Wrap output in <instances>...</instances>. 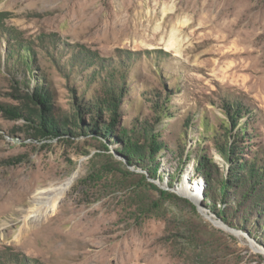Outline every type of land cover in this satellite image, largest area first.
I'll use <instances>...</instances> for the list:
<instances>
[{
  "label": "rangeland",
  "instance_id": "374dc122",
  "mask_svg": "<svg viewBox=\"0 0 264 264\" xmlns=\"http://www.w3.org/2000/svg\"><path fill=\"white\" fill-rule=\"evenodd\" d=\"M124 132L157 135L154 176L125 174ZM201 158L215 178L264 166V0H0V264H264V174L237 208Z\"/></svg>",
  "mask_w": 264,
  "mask_h": 264
},
{
  "label": "trees",
  "instance_id": "16d2710c",
  "mask_svg": "<svg viewBox=\"0 0 264 264\" xmlns=\"http://www.w3.org/2000/svg\"><path fill=\"white\" fill-rule=\"evenodd\" d=\"M37 94H38L39 100L45 105V112L41 113L42 114L41 118L43 121L42 124L45 126L44 128L46 130L47 129L51 130V132L56 131L57 132L56 134L58 135L63 134L62 131H60L62 130L61 126H58L59 119L54 118L53 116H52L53 119L52 118L48 119L50 118L48 115L49 112H51L54 108V106L50 107L51 101H50L49 94L48 93L44 94L40 92L39 86L37 87ZM112 96H114V98L109 99L106 102H108L109 109H111L112 111H116V107L118 106L116 105L117 103V100L115 99L116 94L113 92ZM114 114L115 112L110 113L111 121L107 124V127L110 129L116 126V121H115L116 119L113 118ZM230 124L232 127L233 123L231 120H230ZM56 129H58L59 132ZM119 137L120 138L118 140L121 143L122 147L117 149V152L119 154H123L125 161H122V163L121 161L119 160L118 161L124 167H126V169H124L125 174H127L128 176L135 175L136 173L130 170L129 166H136L141 169L148 170L149 174L154 176L158 168V165H156L155 163V160H156L155 157H156V153L160 150L159 143L157 142L158 141L157 135L152 134L151 137H149V139H146L144 141L145 143H142L141 141L135 139L132 136H128L126 132H124L123 134H120ZM106 148L108 149V146ZM228 152L229 154L227 155L225 151L223 150V155L225 156V158L229 157L235 152L232 146L229 147ZM112 156L114 157L113 154ZM240 166L247 170L244 174H241V172L239 171L241 169ZM234 168L238 169L237 171L238 177L235 180L231 176L228 177V175H223V177L221 176V177L215 178L213 177V172H214L213 165L208 164V159L203 160V158H201V161H200V169H203L204 172L208 176L209 196H211L212 198H215L216 192L219 191L222 199H227L229 198V192L232 191L233 196L236 198V201H237L236 203L237 208H239V207L245 206L248 202H252L251 200L255 199L254 194L257 192L258 188L256 186L258 183L254 186V182L256 178H258L259 181L261 180V177L264 174V166L262 168L257 167L253 169V167H251V165H249L248 163H242V165H239L238 167H234ZM234 173H235V169H231L230 175L231 174L233 175ZM234 175L236 176V174ZM140 178L142 179L143 185L153 186L154 188L158 190V192L162 193L166 198L171 199L174 196H176L175 194L171 192H166L164 190H161L158 186L149 182L146 174L145 175L141 174ZM233 186L235 187L233 188ZM262 192H264V190ZM259 194L262 195L261 193ZM250 204H253V203H250ZM248 209L250 212L252 208L248 206ZM223 214L226 215L227 214L226 211H223Z\"/></svg>",
  "mask_w": 264,
  "mask_h": 264
},
{
  "label": "bare ground",
  "instance_id": "6f19581e",
  "mask_svg": "<svg viewBox=\"0 0 264 264\" xmlns=\"http://www.w3.org/2000/svg\"><path fill=\"white\" fill-rule=\"evenodd\" d=\"M169 15L170 14H167L165 16V20L166 21L169 20L168 24H171V19L174 17L175 13L173 17H171L170 19H168ZM176 28H178V26L173 25V28L170 31L171 38L172 36H174L175 38L177 37ZM75 178H76V172L73 173V175L70 178H68L65 182L61 184H58L56 186L53 185L52 187L46 189H37L35 194L33 195V200H32L33 205L31 204L32 205L31 208H33L32 210L33 215H30V213H25L24 215L25 226H28L27 224H29V220H31L30 219L31 217H36V220L39 221L41 214L42 216L45 217H49L50 215H52L53 212H55L57 209V202L61 199V197L65 194V192L71 187ZM24 200L25 199H23L22 203L24 202Z\"/></svg>",
  "mask_w": 264,
  "mask_h": 264
}]
</instances>
